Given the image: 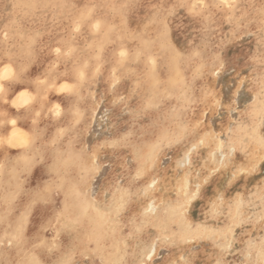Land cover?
Here are the masks:
<instances>
[{
	"label": "rangeland",
	"instance_id": "rangeland-1",
	"mask_svg": "<svg viewBox=\"0 0 264 264\" xmlns=\"http://www.w3.org/2000/svg\"><path fill=\"white\" fill-rule=\"evenodd\" d=\"M40 1H42V0H0V9H1L0 10V67L2 69L4 67L5 63L10 62V64H12L13 67L15 66V68H17L16 69L17 70L16 72H18V73H16L17 77H19L21 74V71H23V75H24V79H25L24 80L25 81L24 82L25 88L28 91H30V89L31 90L35 89L37 92L40 91L41 95H42L41 98L43 99V100L41 99V101L46 104V106L49 110L51 107H53L55 105L54 104L55 102H57L59 104L60 100H62V99H64V100L71 99L72 100V98L75 97L77 112L73 113V117L72 116L70 117V120H68V125L66 126V128H64L62 126L63 122H59L61 116L64 113L65 108L61 109V115H60V117H57L55 115V111H54L55 106H54L53 108H51L50 111L48 110V112H47L48 116L44 117V119L42 118L43 120L42 119L40 120L41 122L38 124L39 126L34 127V129L36 130V131L34 130V132L39 133V135L42 133L41 136L44 134L46 136L47 135L46 129L48 128V126L50 124L56 125L55 127H57L58 129H62V131H64L63 136L65 138V141L70 139L74 143H78L83 148V150H84V160H83L84 170L82 171L81 175L83 176V182L86 184L87 196L85 197V201L89 197L93 201H95L96 203H102L104 201L106 189H107L106 182L108 179H110L109 177L111 176L112 172L114 171V169L118 165V162H119L118 158L120 156V154H117V151H119V150L114 151L110 147H105L104 146L105 142L112 138L115 129H117L118 127L119 128L125 127V124L123 121H124V117H126L128 115V113L126 111H123L120 108L121 97H123L125 100H127V102L129 101L128 102L129 104H132L133 101L140 100L141 95H140L139 91L137 92V88H134V87H136V85H134V82H133L134 80L127 73L130 69L129 67H131V69L133 68L134 65H131V64L135 63L134 60L131 61L132 63H129L131 66L129 64H126V65L123 64L124 65V68H123V65H117V66L122 67V69H123V76L121 78L124 81L123 83L126 86V89L123 91H121L122 86H119V84L117 85V82H115L114 80L111 79V81L108 83V81L105 79L106 78L105 73L108 72V70L112 69L111 67L114 65H101V66L96 67L97 69L96 68L93 69V71L96 70V72L92 73L93 77H91V80L89 81V85L86 86V88L81 89L79 87V84L77 82H75L76 79L74 78V76L71 75V76H69V79H68L69 80V83H68L69 86H67V88H66L67 90L65 89V91H62V93H61V88H62L61 86L62 85L60 86V88L57 86L62 84V79L64 78L65 73L70 68V66L72 68H74L73 66L75 64H77V62H76L77 60H75V59H78V58H75L73 56L71 57V55L70 56L68 55V53H70L71 50H74L76 55H78V56L80 53H81L80 54V56H81L82 53L85 51L83 53V56H85L86 58L92 57V56L94 57V55L97 56V54H98L99 57L103 60V62L105 60H107L106 61L107 63H108V61L111 64L116 63L117 61L118 62L121 61V58H119V57H122V55H120L118 53L119 51L117 52V50L119 49V45L121 43H120V41L113 42L112 40L115 39L116 34L118 32L120 33L121 27L124 28L122 30L125 31V33H123L124 31H122V33H123L122 37H124V39L127 38V36H126L127 32L129 33L130 31H133V32L135 31L134 33L138 37V33L136 32L137 29H138V32L140 35L142 34L144 36L149 37L150 39L148 40V42L145 41V43H144L147 46V44L149 45V42H151L150 40H152V39H153L152 42H154V44H156L159 41L158 40L155 42L154 40H157V39L163 40L164 39L162 34L165 32V30H163V29L166 25V30L168 31L167 36H169V37H167V39H165V40H167L169 43L172 42V44L170 43V45L172 46V49L173 48L178 49V47L180 45H182V43L184 44V45H182L184 49H186V47H187V49H189V47H188L189 43L194 42L196 44V49H199L200 52L203 51L202 54H205V55H203V57L206 58L203 61L204 65L202 67H200L199 65H196L197 62H195L194 65L190 66V70L187 71V73H185L186 75L183 78H181L182 75H180L179 85L177 84V85L173 86V88H175L176 90L178 89V91H175L176 92L174 94L175 97L173 96V94L170 95L173 90L170 88L169 89L167 88V95L169 96V98L170 99L175 98V101H176V103H174L172 105V107L176 108L177 111H183L186 122H188L190 125L191 124H198L199 127H201V128L204 127L205 125H207V131L210 133H215L217 136H219L221 130L223 129L225 135H227L228 125L230 123L229 114L225 113L220 108H217L216 111L213 112L212 108L215 107V105H214V103H209V102L212 100L213 96H216L217 99H223L226 95L231 94V92L234 90V83L238 80L239 75L242 72H244V70L248 64H251L252 68H248L247 73H251L254 70L257 71V67H258L257 65H259L260 62L258 63L256 60H248L246 58V55L248 52H254V50L258 46V43L254 42V41H256L255 40V34L258 31L255 28H250L249 26H245L246 21L244 20L241 13L243 11H246V8H247V11H252V10L254 11L256 9V7L258 6V4L259 5L261 4V2H258L261 0H255L254 3L252 2L253 4L248 2L247 0H232V1L229 0L231 7L225 6L221 2V0H204V3H206L208 5H218V6H214V7L210 6L208 8L201 7L199 0H185V1H187L186 2L187 4L181 2V0H172L171 2H170V0H166V2H168V3L164 2L165 0L164 1L163 0H149L150 6H146V3L144 4V2H147L148 0H134V3L136 4V6L137 5L138 6L135 7L134 10L123 9L122 10L123 12L122 11L117 12V10H115V8L113 6H109V4L107 3L108 0H88V2L86 0H43L44 2L43 1L40 2ZM240 1L242 2V4H239ZM19 2H25L27 4V6H25L26 8L22 11H17V5ZM83 2H87V3L90 2L91 9L93 8L94 14L96 16L94 15V17H93V15H92V17H91L90 16L91 13H89L90 14L88 17L89 19L87 18L86 22H84V24H86V25L83 24L85 27L82 26L81 28H77L75 26V23L73 22V20L71 21V18H72L71 14H73L72 12L76 8V6H81V4ZM156 3H158V4H156ZM161 3H163V4H161ZM176 3L177 4L182 3V4L187 5V6L186 7H177V9L175 8L173 10V6L176 5ZM248 3L251 5V6L249 5L250 9L248 8V5H246ZM33 5H34V8H33ZM161 5H163V6L165 5L166 8L164 7V9H161ZM192 5H196V7L193 8V7H191ZM253 5H256V6H253ZM43 6L44 7L46 6V8H43ZM143 6H145L144 9H143ZM70 7H73V10H70ZM139 7H140V9H138ZM147 7H149V10ZM237 10H238V12H237ZM195 11H198V12H195ZM169 12H171V14H169ZM192 12L194 13V16L193 15L190 16V14H193ZM69 13L71 16H69ZM99 13H102V14H99ZM140 13H142V15ZM187 13L189 15H187ZM17 14H19V15H17ZM136 14H138V15L140 14V15L138 16ZM164 14H167L168 16L164 15ZM123 15H125V17H124L125 20L123 18ZM145 15H147V17ZM256 15H257V17H256ZM51 16H52V18H51ZM133 16H134V18H133ZM152 16H153V18L150 19V17H152ZM155 16H157V17H155ZM158 16H160V17H158ZM97 17H101L105 22L108 21L106 24H109V26H111V27L107 28L105 26L104 27L102 26L101 31H99L100 30L99 27L97 29H95L96 28L95 23H96ZM141 17H143V19H144L143 21H142ZM168 17H170V18L168 19ZM258 17H259V13H256L255 15H252L250 18L256 19ZM38 18H41L44 21L41 19H38ZM90 18H91V20H90ZM57 19H59V20H57ZM149 19H150V22H149ZM167 19H168V21H167ZM37 20H38V22H37ZM39 20H40V22H42L41 23L42 26L38 25V24H40ZM217 21H219V23L223 27L222 28L223 29L222 30V38H220V39L213 36L210 33L211 26L214 24V22H217ZM23 22H25V24ZM51 22H53V23L50 24ZM60 22H62V23H60ZM186 22H189V23H186ZM209 22L212 24L210 25ZM34 23H37V25ZM65 23H67V24H65ZM121 24H124V25H121ZM146 24H148V25H146ZM183 24H185V25H183ZM200 24H201V26L205 25V31H204L205 34L203 32L200 35L201 38H198L197 37V27ZM232 24H234L236 29H231V28H233ZM64 25H65V27H64ZM66 25L68 27H66ZM51 26H52V28H51ZM118 26H119V28H118ZM144 26H145V28H144ZM75 27L78 30L80 29L79 32H77L78 30ZM142 27H143V29H142ZM190 27H192V28H190ZM86 28L88 29L87 31H86ZM105 28H107L108 30H106L104 32ZM169 28H170V30H169ZM175 28H177V29H175ZM242 28H248V30L251 34H245L243 36V38L239 39V40L235 39L234 37L236 35V32L240 31ZM48 29L51 30V33H50V31L46 32V30H48ZM84 29H85V32L83 31ZM125 29H127L128 31ZM43 30H45V31H43ZM63 30H65V31L62 32ZM115 30L116 31L118 30V32H116ZM179 30L182 32H180ZM194 30H196V31H194ZM141 31H143V32L141 33ZM145 31H146V34H144ZM63 33L65 36L64 35L62 36ZM77 33H79V34H77ZM228 33H229V35H228ZM44 34L46 36L48 35V38ZM58 34H60V35H58ZM80 35H83L82 40H81ZM86 35H88L87 39H85ZM43 36H44V38L42 39L41 37H43ZM52 36H54V37H52ZM58 36L60 39L58 38ZM84 36H85V38H84ZM97 36L99 38H97ZM101 36H104V39L106 41L104 46L107 45V47L102 46V48L98 49V48L94 47L93 45L95 42H98L99 39H103V37H101ZM108 36H110V38ZM68 37H70V39ZM76 37L79 40L75 39ZM137 37H135V38H137ZM182 37H184V38H182ZM83 38L85 39V41ZM135 38H132L129 41V46L132 45V46H130V52L134 51L133 54H136L142 50V49L137 50L138 45L142 46V43H141V41H139L138 38L137 39H135ZM39 39H41L42 41L41 40L39 41ZM66 39L68 40V42H66L67 41ZM37 40L40 42L41 45L38 43ZM107 40L111 41V42L108 41V43L111 46L107 43ZM135 41H136V43H135ZM44 43H46V44L43 45ZM115 43H117V44H115ZM251 43H253L254 45ZM52 44H55V45H52ZM29 45H30V49L28 48ZM42 45L46 46V49H48L50 47L48 51L46 50L47 56H49L48 58L52 59V61L56 64V65H50V66L47 65L48 68L51 67L49 69L46 68L45 65H43V59H48V58H47V56H44L41 52L45 49L44 47L42 48ZM47 46H48V48H47ZM114 46L118 47V48L116 49ZM22 47H26L28 51L24 52L23 50H21ZM66 47L68 49H66ZM69 48H70V50H69ZM108 48H110V49H108ZM220 48L223 49V54H226L227 56H229L231 58V60L235 61V64L230 67L229 63L226 61L222 67L217 69V71L219 73L217 75V74L213 73L212 69L216 64V57L218 55H221V53L217 51V49H220ZM56 49H60L61 52L59 51V53H58L56 51ZM111 49H114V50L116 49V51H114V54H113V55H116L115 57L111 54V52H113V50H111ZM158 49H159V47H158ZM64 50L67 51L68 53H65ZM159 50H161V49H159ZM99 51L101 52L100 54H99ZM40 52H41V54H40ZM174 56L175 55L171 51L168 52L167 62L166 61L163 63L159 62V66H158L159 68L158 69L161 72H165L164 74L169 75L171 70L173 69V66L175 67L176 65H178V63L180 61V59H178L176 56L174 59H171ZM40 57H41V59H40ZM24 61H26V62H24ZM146 63L148 64L149 62H146ZM1 64L3 65V67ZM65 64H66V66H65ZM24 65H26V66H24ZM58 65H59V68H57ZM23 66H24V68H23ZM34 66H36L35 67L36 69L34 68ZM126 66H127V69L125 68ZM63 67H64V69H63ZM140 67H142V65ZM147 67H148V65H143V67L141 69L142 72H146V70L148 72L149 67L148 68ZM45 68L48 69V71L45 70ZM72 68H70V69H72ZM100 68H102V69L99 70ZM31 69H32V71L34 69L33 72L36 73L35 75L31 74ZM3 70L4 69H2V71H0V72H3ZM97 70H99V71L97 72ZM126 70H128V71H126ZM38 71H40V72L38 73ZM124 71L126 73H124ZM115 74H117V73H115V70H114L112 72L111 78L116 76ZM193 74L196 75L197 80L198 79L204 80V84L201 83V85L199 87H192L193 85L191 83H186L187 81L185 78L188 76H191V78H193ZM43 77H44V79L51 77L52 82H50L49 84L55 85V86H50V85L48 86V84H43L45 80H40V79H43ZM128 78H129V80H128ZM181 79L184 80V81L182 80V82L184 84L181 83ZM105 82H106V84H105ZM180 84H181V86H180ZM111 85H113V87H111ZM56 87L58 88V90ZM41 88H44V89L42 90ZM45 88H46V90H45ZM55 90H57V91H55ZM116 90H119V92H120L118 94L119 96H117V97L114 96V92ZM138 90H139V88H138ZM47 91H48V93H47ZM51 92L54 94H52ZM131 92H135V93H133V95H132ZM199 92L200 93L204 92L203 94H200V95H203V97L205 99V103H200V104H198V106H196L195 103L189 105V103H191V101H190L191 98ZM55 93H56V95H55ZM130 94L132 95L131 98H129ZM61 95L63 96V98ZM134 95H135V97H134ZM176 95L178 96V99H176ZM14 96L15 95H13V96L10 95L9 99H5V100L9 101V103L7 105H5L2 100H0V102H1L0 105L3 108L2 109L0 107L2 109V110H0V116L2 115V116H5L7 118L12 119V117L17 116V114H19V116H21L20 118L23 117L22 119H24V116L28 117L29 112H30L28 110V108H22L21 110H17V111L14 110V107L12 106V102H11V99H13V98L15 99ZM59 97H60V99H59ZM57 99H59V100H57ZM49 105H51V106L49 107ZM43 108H45V107H43ZM52 109H54V110H52ZM19 112H21V113H19ZM24 113H25V115H24ZM117 116H119V121L116 118ZM30 118L28 117V120H27L29 123L32 120V118H31V120H30ZM236 119H237L236 114H231V120L235 121ZM44 120H46V121H44ZM52 120H54V123ZM57 121L59 123H57ZM42 125H43V128H42ZM77 129H79V130L76 131ZM210 139L212 142L210 147L209 146L204 147L202 145H199L198 140L195 137L191 140V143L188 145H185L184 148L178 149L176 145H174L172 147H165L164 149L162 148L155 155L154 160L149 159V161L151 163H153L152 164L153 170L155 169L157 171H162L163 169H165L166 166L176 164V162L182 161L183 159L185 160L186 157H188V158H186V160H188L187 162H189L190 158L193 157V159H194L193 154L197 150H201L203 153H205V151H206V155L211 161L209 174H210L211 178H213L215 175H218L220 177V180H219L220 182L218 184L214 185L213 183L212 184L205 183L203 181L204 178L200 176L201 171H200L199 167H196L193 171L190 170L191 165L195 164L196 161L192 162L191 165L188 164L185 167V170L182 172V174L188 177L189 184L191 187H193L197 183L204 185L205 189H203V191H201V192H203V194L205 195V201H207L208 196L210 195L209 198L211 197L212 201H214L215 203L220 204V205H225L223 200H220V201L217 200V195L219 194L220 196L224 197L225 200L228 199V196H226V197L224 196V192H226L225 191V182H226V178L228 177V168L225 167V165L228 164V159L226 158L227 157V149H226V147L224 149L225 158L220 157L219 152H221V147H220L219 142L214 139L213 135L208 134V140H210ZM221 140H223V137H221ZM151 144L152 143H150V145L148 147V149H149L148 153H150V151H151ZM0 147H1V145H0ZM120 153H122V155L125 156L126 163L128 162L127 165L132 166L134 164L135 159H134V157H131V152H120ZM89 157L92 160L91 165L88 163ZM215 157H216V159H215ZM217 158L220 160H217ZM4 159L5 158H3V160ZM197 159H199V157ZM146 160H147V158H146ZM131 174L135 175V173H131ZM197 175H198V177H197ZM258 175H259V173H256L251 177L241 175V176H238L236 178V180L232 181L231 184L227 185V189H230L229 191L232 192L233 197L244 198L245 195L247 194V199L255 201V203H253L251 206H247V201H245L246 207L244 209V211H246V213H247V216L245 217V219L247 217H251L252 221L255 222V223H253V228L256 230L250 233L251 237H253V238L259 237L262 235V233L258 230L259 214L261 211V209L259 207L260 198H259L258 194L253 195V193L257 192L255 183H253V181L255 180V177ZM112 181H113V183L115 182L117 185H120L123 183V179H122L121 175H119V174L116 175L115 177L113 176ZM5 183L6 182H4V185H2V188L0 187V215L2 214L1 212L4 211L5 209L9 208L10 204L12 203V199L10 197H8V191L11 187L10 186L11 184H10V182H9V185H8V183H6V185H8V187H7L5 185ZM16 183H19V181H17ZM137 183H139V182H137ZM160 188H161L160 189L161 192L158 195L161 196L160 197L161 200L158 197L157 198L154 197V195H153V200L148 202V205L150 204L152 210L153 209L157 210V205H160L159 203L162 200L166 201V199L168 198L167 194H169V192H168L169 188L168 187L164 188L162 186H160ZM194 190H192L190 193H188V194L195 193V199L191 200L190 204L188 205L187 212H186L187 214H189L188 211H190V213L193 215V222L191 224L187 223L186 221H185V223L184 222L182 223V221L177 222V224L175 226V231L178 233L174 237V239L176 240V243L173 245V251L175 253L174 257L181 264H185L186 261L192 260L194 258V256L197 254V255H199V258H197L193 262V264H200L204 260L209 261V264H215V260L219 258L221 250L224 249L228 243H231L232 249L229 250L227 255L224 256V260H226L228 262V264H241V262L245 259V257L243 255H241V249L244 247V244L241 243V238L243 237L245 240H247L249 238V236L245 235L244 232L240 231L239 225L237 227L232 228V231L230 233L227 232L226 229H227L228 225L232 222L230 217L227 216L226 218H223L221 216L222 218H219L217 220L214 219L211 215L208 214V212L204 211L205 206L203 207L201 204V202H202L201 200H203V194L200 191L197 192ZM93 193H95V196H93ZM249 194H252V195H249ZM186 196L184 197V202H185ZM10 201H11V203H10ZM153 201L155 203H153V205H151V202H153ZM77 203H79V201H77ZM194 206H195V208H194ZM223 208H225V207H223ZM18 211L20 214H23L22 209H19ZM207 211H209V210H207ZM155 213H157V211ZM233 215H235V214H233ZM199 220H200V223L205 224V222H206V225L208 226L207 233H209L212 236L211 239L209 237L203 236L200 233V230H197ZM225 220H227V221H225ZM179 224H181V225H179ZM189 224H190L191 228L188 231L186 226H189ZM15 227H16V225H15ZM177 229H179V230H177ZM214 230L215 231L219 230L217 235H215L213 233ZM190 233H191V235H190ZM186 234H188V235H186ZM44 235H45L44 236L45 239L50 240V241L52 240L51 231L44 233ZM180 236H183L185 239L181 240ZM0 240L3 243L6 240H9L7 237V232L6 231L3 232L1 227H0ZM125 243H127L126 238H125V233L120 231V242L116 246V249L118 248V246H120L122 248V246ZM3 247L4 248L1 247L2 249L0 248L1 252H2V250L5 249V247H8V246H6V244L4 243ZM12 247H14V245ZM180 257H183V259L181 260ZM254 258H255V256H253V259ZM108 259L115 260V259H117V256L112 257V258H110L108 256ZM201 264H203V263H201Z\"/></svg>",
	"mask_w": 264,
	"mask_h": 264
},
{
	"label": "snow or ice",
	"instance_id": "snow-or-ice-1",
	"mask_svg": "<svg viewBox=\"0 0 264 264\" xmlns=\"http://www.w3.org/2000/svg\"><path fill=\"white\" fill-rule=\"evenodd\" d=\"M221 2L231 7L229 0ZM199 3L203 8L218 6L208 5L204 0H199ZM186 6L176 4L173 10ZM120 7L134 10L136 4L134 0H125ZM191 7L195 8L196 5ZM251 27H255L259 32L258 44L264 50V0H261L258 24L252 22ZM245 34H251L248 28L237 31L234 38L242 39ZM56 51L59 53L60 50ZM217 51L221 55L216 57L212 71L218 75L217 69L226 61L230 67L235 61L223 54L222 48ZM184 52H188L190 59L199 62L201 53L195 48L172 49V53L181 59ZM248 68H252V65L248 64L239 75L231 94L223 99L213 96L209 102L215 105L212 108L213 112L220 108L229 114L227 135L223 129L217 136L207 131V125L202 128L198 124L190 125L186 122L183 111H177L172 107L176 101L167 95L166 84L149 81L144 86L149 94L142 99L129 104L121 97L120 108L128 113L123 121L125 127L119 128L104 146L114 151L119 150L117 154L133 152L137 144L143 143L141 137H144L152 141L149 159L154 160L162 148L173 145L178 149L184 148L193 135L196 136L198 144L203 145L204 140L199 139L200 135H213L220 144L222 158H225V147L227 149L228 164L225 167L228 168V177L225 191L228 199L217 195L218 201H224L225 213L232 221L226 231L230 233L232 228L239 225L240 231L249 236L247 240L241 238V243L244 244L241 255L245 257L241 264H264V55L260 57L259 71L247 73ZM80 79H84L83 72L80 73ZM193 79H196L195 74ZM23 83V71L17 77L10 62L5 63L3 72H0V94H5L14 84ZM66 88L67 85L62 86L61 91ZM28 95L27 91L19 93V96ZM0 100L5 105L9 103L2 95ZM33 100L35 107H39L37 97H33ZM12 106H17L15 101L12 102ZM231 114H236L235 121L231 120ZM35 115L39 116L40 112H36ZM55 115L57 117L61 115L59 104L55 106ZM116 118L119 120V116ZM10 123L15 129L17 121L12 119ZM15 136V131L9 135L8 129L5 128L4 134L0 135V145L23 148L25 151L18 157L20 175L27 178L29 173L35 171L39 175V182L33 180L31 184L25 185L21 199L16 201L17 205L24 209V213L16 221L14 234L4 242L8 246L6 250L12 252L13 259L2 264H176L173 259L175 255L173 245L176 243L174 237L177 235L175 226L178 221L186 218L188 205L195 199V193L188 194L184 203L161 201L157 206L159 215L153 218L149 215L153 210L148 206V202L153 200L155 182L149 184L147 179L141 180L146 167L133 165L135 175L129 173L123 184L117 185L114 182L112 185V188L124 194L116 198L110 190L105 194L102 203H96L90 197L86 202V184L81 175L84 170V150L78 143L70 139L65 141L59 134L42 139L39 133H35L25 134L23 141L17 145L13 143ZM88 163L92 164L90 157ZM199 163L197 159V166ZM256 173L259 175L255 177L253 183L257 192L253 195L258 194L260 198L258 230L262 235L253 238L250 233L256 230L253 228L255 222L251 217L245 219L247 213L244 209L245 201L247 206H251L255 201L247 199V194L244 198L233 197L227 185L238 176L251 177ZM196 191L198 192L199 188ZM108 196L113 198L108 200ZM13 199L15 200V197ZM113 227L124 232L127 241L115 260L108 259L107 253L108 236ZM197 230L207 232L206 222L204 228L198 227ZM49 231L52 233V240L45 241L42 236ZM180 239L183 240L184 237L180 236ZM231 249L232 244L228 243L221 250L215 264H228L224 256ZM185 264L192 262L186 261Z\"/></svg>",
	"mask_w": 264,
	"mask_h": 264
},
{
	"label": "bare ground",
	"instance_id": "bare-ground-1",
	"mask_svg": "<svg viewBox=\"0 0 264 264\" xmlns=\"http://www.w3.org/2000/svg\"><path fill=\"white\" fill-rule=\"evenodd\" d=\"M43 1V0H42ZM42 1H40V2H42ZM87 2H88V0H86ZM149 1V0H148ZM144 2V4L146 3V6H150V1L149 2ZM164 1V0H163ZM172 0H170V2H171ZM232 1V0H231ZM248 2H250V3H254V1L255 0H247ZM44 2V1H43ZM79 2V1H78ZM87 2H83L82 4H81V6H76V8L74 9V11L72 12L73 14H71L72 15V18H71V21L73 20V22L75 23V26L77 27V28H81L82 26L83 27H85L84 25H86V24H84V22H86V20H87V18L89 17V13H91V17H92V15H93V17H94V11H93V8L91 9V4H90V2L89 3H87ZM106 2V1H105ZM140 2V1H139ZM154 2V1H153ZM159 2V1H158ZM164 2H166V0L164 1ZM163 2V3H164ZM174 2V1H173ZM181 2H183V3H185V4H187L186 2L187 1H185V0H181ZM258 2H261V1H258ZM81 3V2H80ZM79 3V4H80ZM108 4H109V6H113L114 8H115V10H117V12L118 11H122L123 10V8H121L120 7V5L121 4H123V3H125V0H108V2H107ZM141 3V2H140ZM152 3V2H151ZM163 3H161V4H163ZM166 3H168V2H166ZM252 3V4H253ZM45 4V3H44ZM78 4V3H77ZM76 4V5H77ZM156 4H158V3H156ZM171 4V3H170ZM177 4V3H176ZM182 4V3H181ZM233 4V3H232ZM239 4H242V2L240 1L239 2ZM258 4V3H257ZM256 4V5H257ZM167 5V4H166ZM246 5H248V8L251 6L249 3L248 4H246ZM250 5V6H249ZM256 5H253V6H256ZM25 6H27V4L25 3V2H19L18 3V5H17V11H22V10H24L26 7ZM47 6V5H46ZM46 6L44 7L43 6V8H46ZM138 6V5H137ZM136 6V7H137ZM140 6V5H139ZM238 6V5H237ZM74 7V6H73ZM73 7H70V10H73ZM155 7V6H154ZM158 7V6H157ZM164 7L166 8V6L164 5L163 7H161V9H164ZM247 7V6H246ZM33 8H34V5H33ZM72 8V9H71ZM145 8V6H143V9ZM148 8V10H149V7H147ZM172 8V7H171ZM213 8V7H212ZM245 8V7H244ZM253 8V7H252ZM38 9V8H37ZM138 9H140V7L138 8ZM152 9V8H151ZM150 9V10H151ZM157 9V8H156ZM169 9V8H168ZM177 9V8H176ZM238 9V8H237ZM250 9V8H249ZM1 10V9H0ZM114 10V11H115ZM190 10V9H189ZM51 11V10H50ZM126 11V10H125ZM128 11V10H127ZM139 11V10H138ZM137 11V12H138ZM147 11V10H146ZM158 11V10H157ZM162 11V10H161ZM167 11V10H166ZM188 11V10H187ZM116 12V13H117ZM123 12V11H122ZM153 12V11H152ZM151 12V13H152ZM195 12H198V11H195ZM237 12H238V10H237ZM260 12V5L258 4V6L256 7V9L253 11H247V8H246V11H243L242 13H241V15L243 16V18H244V20L246 21V25L245 26H249L250 28H255V27H251V23L252 22H256L257 24H258V21H259V17L258 18H253V19H251L250 17L252 16V15H255L256 13H259ZM136 13V12H135ZM139 13V12H138ZM149 13V12H148ZM193 13V12H192ZM40 14V13H39ZM43 14V13H42ZM52 14V13H51ZM99 14H102V13H99ZM141 15H142V13H140ZM139 14V15H140ZM236 14V13H235ZM17 15H19V14H17ZM41 15V14H40ZM70 15V13H69V16H71ZM136 15H138V14H136ZM138 15V16H139ZM164 15H167V14H164ZM187 15H189L188 13H187ZM191 15H193L194 16V13L193 14H190V16ZM23 16V15H22ZM38 16V15H37ZM53 16V15H52ZM52 16H51V18H52ZM96 16V15H95ZM146 17H147V15H145ZM162 16V15H161ZM168 16V15H167ZM39 17V16H38ZM58 17V16H57ZM125 17V15H123V18ZM145 17V18H146ZM155 17H157V16H155ZM158 17H160V16H158ZM164 17V16H163ZM200 17V16H199ZM256 17H257V15H256ZM25 18V17H24ZM50 18V17H49ZM59 18V17H58ZM119 18V17H118ZM121 18V17H120ZM133 18H134V16H133ZM151 18H153V16L152 17H150V19ZM170 17H168V19H169ZM197 18V17H196ZM250 18V19H249ZM23 19V18H22ZM21 19V20H22ZM38 19H41V18H38ZM89 19V18H88ZM122 19V18H121ZM136 19V18H135ZM141 19H142V21L144 20L143 19V17H141ZM150 19H149V22H150ZM155 19V18H154ZM153 19V20H154ZM165 19V18H164ZM168 19H167V21H168ZM175 19V18H174ZM194 19V18H193ZM198 19V18H197ZM201 19V18H200ZM20 20V21H21ZM41 20H43V19H41ZM52 20V19H51ZM57 20H59V19H57ZM90 20H91V18H90ZM94 20V19H93ZM120 20V19H119ZM124 20H125V18H124ZM166 20V19H165ZM173 20V19H172ZM26 21V20H25ZM33 21V20H32ZM44 21V20H43ZM54 21V20H53ZM136 21V20H135ZM193 21V20H192ZM191 21V22H192ZM34 22V21H33ZM36 22V21H35ZM37 22H38V20H37ZM108 22V21H107ZM107 22H105L101 17H97L96 18V28L95 29H97L98 27L100 28V30L99 31H101V27L103 26H105V27H107V28H109V27H111V26H109V24H106ZM146 22V21H145ZM156 22V21H155ZM181 22V21H180ZM195 22V21H194ZM198 22V21H197ZM24 24H25V22H23ZM39 23L40 24H38V25H40V26H42L41 25V23L42 22H40V20H39ZM53 22H51L50 24H52ZM55 23V22H54ZM60 23H62V22H60ZM125 23V22H124ZM133 23V22H132ZM186 23H189V22H186ZM210 23V22H209ZM233 23V22H232ZM34 24H36L37 25V23H34ZM56 24V23H55ZM59 24V23H58ZM65 24H67V23H65ZM84 24V25H83ZM176 24V23H175ZM181 24V23H180ZM194 24V23H193ZM204 24V23H203ZM212 23H210V25H211ZM57 25V24H56ZM97 25H98V27H97ZM117 25V24H116ZM121 25H124V24H121ZM126 25V24H125ZM146 25H148V24H146ZM183 25H185V24H183ZM196 25V24H195ZM209 25V24H208ZM224 25V24H223ZM94 26V25H93ZM143 26V25H142ZM178 26V25H177ZM26 27V26H25ZM55 27V26H54ZM64 27H65V25H64ZM66 27H68L67 25H66ZM75 27V28H76ZM164 27V26H163ZM168 27V26H167ZM181 27V26H180ZM210 27V26H209ZM232 27L233 28H231V29H236V27L234 26V24H232ZM35 28V27H34ZM33 28V29H34ZM51 28H52V26H51ZM62 28V27H61ZM74 28V29H75ZM76 28V29H77ZM107 28H105L104 29V32L106 31V30H108ZM118 28H119V26H118ZM117 28V29H118ZM144 28H145V26H144ZM171 28V27H170ZM170 28H169V30H170ZM178 28V27H177ZM177 28H175V29H177ZM186 28V27H185ZM190 28H192V27H190ZM223 27L221 26V24L219 23V21H217V22H214V24L211 26V31H210V33L213 35V36H215V37H217V38H222V29ZM238 28V27H237ZM44 29V28H43ZM59 29V28H58ZM57 29V30H58ZM66 29V28H65ZM122 29H124V28H120V33L118 32V30L116 31V32H118L117 34H116V37H115V39H113L112 41L113 42H117V41H120V45H119V49L117 50V52L121 55L122 53H123V55H122V57H119V58H121V61H117L116 63H109V61H108V63L106 62L107 60H105L104 62H103V60L99 57V55L97 54V56H95L94 55V57L92 56V57H88V58H86L85 56H83V53L85 52H83L82 53V55L80 56V54H79V56L78 55H76V53H75V51L74 50H71V52L70 53H68L67 51H65V53H68V55L70 56L71 55V57L73 56V57H75V58H78V59H75V60H77L76 62H77V64H73L72 66L74 67V68H72L71 66H70V68H72V69H68L67 71H66V73H65V76H64V78L62 79V84H60L59 86H57V87H59L60 88V86L62 85V86H64V85H67V86H69V76H71V75H73L74 76V78L76 79H74L75 80V82H77L78 84H79V87L81 88V89H84V88H86V86H88L89 85V81L91 80V77H93V74L92 73H94V72H96V70H94L93 71V69L94 68H96V67H98V66H101V65H114V66H112L111 68L112 69H110V70H108V72H106L105 73V76H106V80L108 81V83L111 81V79L112 80H114L115 82H117V85L119 84V86H122V88H121V91H123V90H125L126 89V86H125V84L123 83L124 81L122 80V76H123V69H122V67H120V66H117V65H123V64H129V63H132L131 61L132 60H134L135 61V63L134 64H131V65H134L133 66V68L131 69V67H129L130 69H129V71L128 70H126V71H128L127 73H128V75L134 80L133 82H134V85H136V87H134V88H137V92L139 91L140 92V95H141V99L143 98V97H145V96H147L148 94H149V92L147 91V89H145V84L147 83V82H149V81H151V82H153V83H156V84H161V83H163V84H166V86H167V88L169 89H172L173 91L171 92V94L170 95H172L173 94V96L175 97V91H178V89L176 90L175 88H173V86H175V85H179V83H180V79H179V77H180V75H182V77L181 78H183L186 74L185 73H187V71H189L190 70V66L191 65H194L195 64V62H196V60L195 59H190L189 58V56H188V52H184L183 53V59H181L180 57H177L178 59H180V61H179V63H178V65H176L175 67L173 66V69L171 70V72H170V74L169 75H166V74H164L165 72H161L158 68V66H159V62H161V63H163V62H167V59H168V57H167V54H168V52H172V46L170 45V43L172 44V42H168L167 40H165V39H167V37H169V36H167L166 38H165V32L162 34L163 35V40L161 39H157V40H154L155 42L156 41H158L156 44H154V42H152L153 41V39L152 40H150L151 42H149V45L147 44V46L144 44L145 43V41H147L148 42V40L150 39L149 37H147V36H144V35H140L139 34V32H138V29H137V33H138V37L136 36V34L133 32V31H130L129 33L127 32V38H125L124 39V37H122V34L123 33H125V31L124 30H122ZM142 29H143V27H142ZM256 29V28H255ZM80 30V29H79ZM79 30L77 31V32H79ZM88 29L86 28V31H87ZM125 30H127V29H125ZM163 30H165V27H164V29ZM191 30V29H190ZM226 30V29H225ZM229 30V29H228ZM227 30V31H228ZM43 31H45V30H43ZM47 31H50V33H51V30L50 29H48V30H46V32ZM65 30H63L62 32H64ZM84 32H85V29L83 30ZM122 31H124L123 33H122ZM128 31V30H127ZM180 31V30H179ZM194 31H196V30H194ZM205 31V25H202L201 26V24L197 27V37L198 38H201L200 37V35L203 33ZM61 32V33H62ZM108 32V31H107ZM143 31H141V33H142ZM166 32H168L167 30H166ZM172 32V31H171ZM180 32H182V31H180ZM226 32V31H225ZM45 33V32H44ZM88 33V32H87ZM193 33V32H192ZM48 34V33H47ZM77 34H79V33H77ZM84 34V33H83ZM144 34H146V31L144 32ZM204 34H205V32H204ZM32 35V34H31ZM30 35V36H31ZM41 35V34H40ZM45 35V34H44ZM58 35H60V34H58ZM64 35V33L62 34V36ZM156 35V34H155ZM158 35V34H157ZM172 35V34H171ZM182 35V34H181ZM226 35V34H225ZM228 35H229V33H228ZM42 36V35H41ZM46 36V35H45ZM65 36V35H64ZM81 36V40H82V37H83V35H80ZM88 35H86V38H85V36H84V38L85 39H87L88 37H87ZM113 36V35H112ZM111 36V37H112ZM203 36V35H202ZM28 37V36H27ZM47 38H48V35L46 36ZM52 37H54V36H52ZM101 37H103V39H99L98 40V42H95L94 43V47H96V48H98V49H100V48H102V46H104V44L106 43V41H105V39H104V36H101ZM109 38H110V36H108ZM114 37V36H113ZM135 37H137L138 39H139V41H141V43H142V46L140 45H138V49L137 50H139V49H142L141 51H139L138 53H136V54H133L134 53V51L133 52H130V46H132V45H130L129 46V41H130V39H132V38H135ZM226 37V36H225ZM29 38V37H28ZM42 39L44 38V36L43 37H41ZM58 38H59V36H58ZM69 39H70V37H68ZM83 38V39H84ZM97 38H99L98 36H97ZM108 38V39H109ZM137 38H135V39H137ZM153 38V37H152ZM182 38H184V37H182ZM204 38V37H203ZM60 39V38H59ZM75 39H78L77 37L75 38ZM85 39H84V41H85ZM107 39V38H106ZM194 39V38H193ZM259 39H260V35H259V32H257L256 34H255V40L256 41H254V42H256V43H258V41H259ZM41 39H39V41H40ZM67 40V39H66ZM79 40V39H78ZM77 40V41H78ZM96 40V39H95ZM187 40V39H186ZM38 41V40H37ZM36 41V42H37ZM38 41V43L40 44V42ZM42 41V40H41ZM44 41V40H43ZM108 41H110V40H107V43H108ZM31 42V41H30ZM66 42H68V40L66 41ZM79 42V41H78ZM111 42V41H110ZM197 42V41H196ZM77 43V42H76ZM135 43H136V41H135ZM30 44V43H29ZM46 43H44L43 45H45ZM109 44V43H108ZM115 44H117V43H115ZM139 44V43H138ZM158 44V45H157ZM251 44H253V43H251ZM41 45V44H40ZM39 45V46H40ZM42 45V48L44 47L45 49V51L43 50V51H41L42 52V54L44 55V56H47V51L49 50V48H48V46H47V48L48 49H46V46H43ZM49 45V44H48ZM52 45H55V44H52ZM58 45V44H57ZM80 45V44H79ZM78 45V46H79ZM110 45V44H109ZM108 45V46H109ZM114 45V44H113ZM182 45H184L183 43H182ZM182 45H180L179 47H178V49H184L183 48V46ZM254 45V44H253ZM38 46V47H39ZM50 46V45H49ZM92 46V47H93ZM106 47H107V45H105ZM104 46V47H105ZM111 46V45H110ZM135 46V45H134ZM182 46V47H181ZM115 47V46H114ZM113 47V48H114ZM136 47V46H135ZM158 47H159V49H161V50H159L158 49ZM162 47V48H161ZM189 49H196V44L194 43V42H190L189 43ZM29 48V47H28ZM57 48V47H56ZM60 48V47H59ZM74 48V47H73ZM116 49L118 48V47H115ZM253 48V47H252ZM251 48V49H252ZM255 48V47H254ZM66 49H68L67 47H66ZM108 49H110V48H108ZM116 49L114 50V49H111V50H113V52H111V54L113 55L114 54V51H116ZM136 49V48H135ZM186 49H187V47H186ZM21 50H23L24 52L25 51H28L27 50V48L26 47H22L21 48ZM47 50V51H46ZM60 50V49H59ZM69 50H70V48H69ZM95 50V49H94ZM93 50V51H94ZM104 50V49H103ZM196 50H198L199 51V49H196ZM52 51V50H51ZM91 51V50H90ZM101 51V50H100ZM99 51V54L101 53ZM132 51V50H131ZM41 52H40V54H41ZM61 52V51H60ZM77 52V51H76ZM203 52V51H202ZM202 52H200L201 54H200V57H199V62L196 64V65H199L200 67H202L203 65H204V63H203V61L206 59V58H204L203 57V55H205V54H202ZM105 53V52H104ZM103 53V54H104ZM117 54V53H116ZM39 55V54H38ZM262 55H264V50H262V47H261V45H259L258 44V46L256 47V49L254 50V52H248L247 53V55H246V58L248 59V60H256L258 63L260 62V57L262 56ZM83 56V57H82ZM114 57L116 56V55H113ZM49 56H47V58H48ZM68 57V56H67ZM81 57V58H80ZM104 57V56H103ZM39 58V57H38ZM43 58V57H42ZM175 58V56L174 57H172L171 59H174ZM40 59H41V57H40ZM62 59V58H61ZM65 59V58H64ZM73 59V58H72ZM92 59V60H91ZM113 59V58H112ZM7 60V59H6ZM73 61V60H72ZM88 61V62H87ZM24 62H26V61H24ZM75 62V61H74ZM111 62V61H110ZM146 62H149L148 64L146 63ZM15 63V62H14ZM60 64V63H59ZM2 65V64H1ZM5 65V64H4ZM27 65V64H26ZM26 65H24V66H26ZM29 65V64H28ZM43 65H45L46 66V68H48L47 67V65H56L53 61H52V59H43ZM71 65V64H70ZM130 65V64H129ZM130 65V66H131ZM142 65V67H143V65H148V67H149V70H148V72H147V70H146V72H142V67H140ZM10 66L12 67V69L15 71V73H18V72H16L17 70V68H15V66L13 67L12 66V64H10ZM24 66H23V68H24ZM65 66H66V64H65ZM258 67H257V71H259V69H260V64L259 65H257ZM2 67H3V65H2ZM36 66H34V68H35ZM147 67V68H148ZM45 68V70H47L48 71V69L49 68H51V67H49L48 69H46ZM57 68H59V65L57 66ZM104 68V67H103ZM123 68H124V65H123ZM126 69H127V66L125 67ZM2 69H4V67L2 68ZM2 69H1V67H0V71H2ZM36 69V68H35ZM63 69H64V67H63ZM97 69V68H96ZM102 68H100L99 70H101ZM20 70V69H19ZM56 70V69H55ZM99 70H97V72L99 71ZM115 70V73H117V74H115L116 76H114V77H112L111 78V76H112V72ZM125 70V69H124ZM33 71H34V69H33ZM32 71V69H31V74H36V73H34ZM40 71H38V73H39ZM81 72H83L84 73V79L83 80H81L80 79V73ZM42 73V72H41ZM124 73H126L125 71H124ZM31 76V75H30ZM47 76V75H46ZM45 76V77H46ZM57 76V75H56ZM63 77V76H62ZM55 78V77H54ZM39 79V78H38ZM52 78L50 77V78H47V79H44V77H43V79H40V80H45L44 81V83L43 84H48V86L50 85L49 83L50 82H52V80H51ZM186 79V83H191L193 86L192 87H199L200 85H201V83L202 84H204V80H202V79H193V78H191V76H188V77H186L185 78ZM25 80V79H24ZM128 80H129V78H128ZM182 80L183 79H181V83H183L182 82ZM56 81V80H55ZM60 81V80H59ZM73 81V80H72ZM126 81V80H125ZM184 81V80H183ZM25 82V81H24ZM58 82V81H57ZM71 82V81H70ZM40 83V82H39ZM56 83V82H55ZM129 83V82H128ZM105 84H106V82H105ZM113 84V83H112ZM184 84V83H183ZM114 85V84H113ZM113 85H111V87H113ZM131 85V84H130ZM50 86H55V85H50ZM61 86V87H62ZM116 86V85H115ZM133 86V85H132ZM131 86V87H132ZM180 86H181V84H180ZM27 87V86H26ZM30 87V86H29ZM56 87V88H57ZM110 87V88H111ZM37 88V87H36ZM55 88V89H56ZM115 88V87H114ZM138 88H139V90H138ZM38 89V88H37ZM42 90L44 89V88H41ZM54 89V88H53ZM52 89V90H53ZM132 89V88H131ZM45 90H46V88H45ZM57 90H58V88H57ZM57 90H55V91H57ZM67 90V89H66ZM114 90V89H113ZM136 90V89H135ZM22 91H27L28 93H29V95L28 96H19V93L20 92H22ZM49 91V90H48ZM48 91H47V93H48ZM65 91V90H64ZM134 91V90H133ZM45 92V91H44ZM52 93V92H51ZM57 93V92H56ZM56 93H55V95H56ZM61 93H62V91H61ZM120 92H119V90H116L115 92H114V96H119L118 94H119ZM132 93V95H133V93H135V92H131ZM204 92H199V93H197L196 95H194L192 98H191V103H189V105H191V104H196V106H198V104H200V103H205V99H204V97H203V95H200V94H203ZM37 94H39V96H37ZM52 94H54V93H52ZM138 94V93H137ZM2 96H3V99H9V96L10 95H15L14 97H15V99L13 98V99H11V102H13V101H15V103H16V107H14V110H21L22 108H28V110L30 111L29 112V115H28V117L30 118H32V120H31V118H30V123L27 121L28 120V117H26V116H24V119H22V118H20L21 116H19V114H17V116H14V117H12V119H15L16 121H17V123H16V126H15V129H13L12 128V125H11V123H10V121L12 120V119H10V118H7V117H5V116H0V135H3L4 134V129L5 128H7L8 129V134L10 135L11 134V132L12 131H15L16 132V136L13 138V143H15V144H17V145H19L22 141H23V139L25 138V134H28V135H33V134H35L36 132H34V127L36 126V127H38L39 125V123L41 122L40 120L43 118L44 119V117H46V116H48L47 115V112H48V108H47V106H46V104L45 103H43L42 101H41V92L40 91H36L35 89H30V91H28L26 88H25V83H23V85L22 84H15V85H13V87L11 88V89H7V91H6V93L5 94H1ZM131 95V96H132ZM62 96V95H61ZM84 96V95H83ZM138 96V95H137ZM33 97H37V99H38V101H39V107H35V101L33 100ZM134 97H135V95H134ZM47 98V97H46ZM51 98V97H50ZM58 98V97H57ZM62 98H63V96H62ZM61 98V99H62ZM133 98V97H132ZM59 99H60V97H59ZM59 99H57V100H59ZM176 99H178V96L176 95ZM43 100V99H42ZM129 100V99H128ZM131 100V99H130ZM55 102V101H54ZM74 104H73V103ZM129 102V101H128ZM1 103V102H0ZM55 104V105H54ZM53 105L54 106H56V104H58L57 102H55ZM23 105V106H22ZM52 105V104H51ZM51 105H49V107L51 106ZM59 105H60V111H61V109L62 108H65L64 109V113H63V115L61 116V118H60V120H59V122H63L62 123V126L64 127V128H66V126L68 125V120H70V117L72 116L73 117V113H76L77 112V107H76V103H75V97H73L72 98V100L71 99H69V100H64V99H62V100H60V103H59ZM80 105V104H79ZM53 106V107H54ZM0 107H1V105H0ZM10 107V106H9ZM8 107V108H9ZM43 107H45V108H43ZM53 107H51V108H53ZM79 107V106H78ZM2 108V107H1ZM0 108V110H2ZM11 108V107H10ZM13 108V107H12ZM51 108H50V110H51ZM55 109V108H54ZM54 109H52V110H54ZM199 109V108H198ZM49 110V111H50ZM200 110V109H199ZM15 111V112H16ZM55 111V110H54ZM53 111V112H54ZM24 112V111H23ZM36 112H40V115L39 116H36L35 115V113ZM10 113V112H9ZM18 113V112H17ZM19 113H21V112H19ZM26 113V112H25ZM25 113H24V115H25ZM50 114V113H49ZM84 114V113H83ZM23 115V114H22ZM13 116V115H12ZM83 116V115H82ZM26 117V118H25ZM54 117V116H53ZM60 117V116H59ZM42 119V120H43ZM46 119V118H45ZM44 121H46V120H44ZM53 121V123H54V120H52ZM51 121V122H52ZM119 121V120H118ZM58 121H57V123H59ZM46 124V123H45ZM44 124V125H45ZM77 124V123H76ZM115 124V123H114ZM56 125H52V124H50L49 126H48V128L46 129L47 130V135L45 136V134L44 135H42L41 136V134H40V137L43 139V138H51V137H55V136H57L58 134L60 135V138L61 139H63V140H65V138H64V136H63V133H64V131H62V129H58L57 127H55ZM55 127V128H54ZM42 128H43V125H42ZM63 128V129H64ZM37 129V128H36ZM119 129V127L117 128V129H115L114 130V134H113V136H112V138L114 137V135H115V133H116V131ZM42 130V129H41ZM40 130V131H41ZM79 129H77L76 131H78ZM36 131V130H35ZM39 131V130H38ZM45 131V130H44ZM196 136L195 135H193L192 136V138H191V140L193 139V138H195ZM199 139H203L204 140V144L202 145V146H204V147H206V146H211V144H212V142H211V139L210 140H208V135H205V134H201L200 135V137H199ZM141 140L143 141V143H139V144H137V146H136V148L133 150V152H131V157H134V159H135V162H134V164L133 165H139V166H141V167H146V171H144V174H143V176L141 177V180H144V179H147L148 180V183L149 184H152L153 183V181L155 182V186H154V197H158L159 199H160V197L161 196H159L158 194L161 192L160 191V186H162V187H164V188H166V187H168L169 188V190H168V192H169V194H167L168 195V198L166 199V201H170V202H173V203H183L184 202V197L188 194V193H190L192 190H194V191H196V188H198L199 187V191L201 192V191H203V189H205L204 188V185L203 184H200V183H197V184H195L193 187H191L190 186V184H189V179H188V177L187 176H185V175H183L182 174V172L185 170V167L189 164V165H191V163L192 162H194V161H196L197 160V158L199 157V166H197V164L195 163V164H193V165H191V167H190V170L191 171H193L196 167H199V169H200V171H201V174H200V176L201 177H203L204 178V182L205 183H207V184H214V185H216V184H218L220 181V177L218 176V175H215L213 178H211V176H210V174H209V169H210V163H211V161H210V159L207 157V155H206V151H205V153H203L201 150H197L196 152H194V154H193V156H194V159H193V157L192 158H190V160H189V162H187L188 160H186V158H188V157H186L185 158V160L183 159L182 161H178V162H176V164H172V165H168V166H166L165 167V169H163L162 171H157V170H153V166H152V164L153 163H151L150 161H149V153H148V147H149V145H150V143H152V141H151V139H146V138H144V137H141ZM186 140H187V138H186ZM191 140L190 141H188L187 142V144L186 145H188V144H190L191 143ZM174 146V145H173ZM237 147L239 146V145H236ZM164 149V148H163ZM25 150L23 149V148H20V147H10V146H8V145H1V147H0V187L2 188V185H4V182H6V183H8V185H9V182H10V189H9V191H8V197H10L11 199H12V203H11V201H10V206H9V208H7V209H5L4 211H2L1 213V217H0V227H1V229H2V231L3 232H7V237H8V239H10L11 238V236L14 234V229H15V225H16V221H17V219L22 215V214H20L19 213V209H22V213H24V209L22 208V207H19L18 205H17V203H16V201H18V200H20L21 199V196H22V192H23V187L25 186V185H28V184H31L32 183V181L33 180H36L37 182H39V175L35 172V171H33L32 173H29L28 174V176H27V178H24L23 176H21L20 175V171H21V168H20V166H19V164H18V157L24 152ZM204 151V150H203ZM219 155H220V152H219ZM220 157H221V155H220ZM3 158H5L4 160H3ZM146 158H147V160H146ZM215 159H216V157H215ZM217 160H220V159H218L217 158ZM118 165L116 166V168L114 169V171L112 172V174H111V176L109 177L110 179H108L107 180V182H106V184H107V189H106V193H108L110 190L115 194V196H116V198H118L120 195H122V194H124V193H122L121 191H118L116 188H112V185H113V181H112V178H113V176L115 177L116 175H121V177H122V179H123V183H124V181L125 180H127L128 179V174L129 173H135V171H134V169H133V165L132 166H129V165H127V163H126V160H125V156H123L122 155V153H120V156H119V158H118ZM146 161H148L147 163H145ZM23 177V178H22ZM197 177H198V175H197ZM17 181H19V183H16ZM17 184H15V183ZM6 183H5V185H6ZM122 183V184H123ZM8 185H6L7 187H8ZM141 187H147V185H140ZM4 190V189H3ZM230 189H228V191H229ZM133 191H135V190H133ZM4 192V191H3ZM2 193V192H1ZM202 194H203V192H201ZM157 194V195H156ZM2 195V194H1ZM249 195H252V194H249ZM7 196V195H6ZM210 196V195H209ZM209 196H208V199H207V201H205V195L203 194V200H201L202 202H201V204H202V206L204 207L205 206V208H204V211L205 212H208V214L209 215H211L214 219H219V218H226L227 217V215H226V213H225V208H223V207H225V205H220V204H217V203H215V206H214V201H212V198L210 199L209 198ZM224 196L226 197L227 196V192H224ZM13 197H15V200L13 199ZM113 197L112 196H108L107 197V199L108 200H111ZM161 200V199H160ZM87 201V200H86ZM162 201H165V200H162ZM206 202V203H205ZM159 203V202H158ZM157 203V204H158ZM161 203V202H160ZM159 203V204H160ZM3 205V204H2ZM1 205V206H2ZM151 205H153V202H151ZM150 208H151V206H150V204L148 205ZM158 206V205H157ZM156 207V206H155ZM194 208H195V206H194ZM208 208V209H207ZM207 210H209V211H207ZM18 211V212H17ZM157 211V213H155ZM189 212V214H187L186 213V218L182 221V223L184 222L185 223V221L187 222V223H192L193 222V215L190 213V211H188ZM20 214V215H19ZM153 214H155V215H153ZM233 214H235L234 212H233ZM149 215H152L153 216V218H156V216H158L159 215V212H158V209L156 210V209H153V212L152 213H149ZM201 216V215H200ZM222 216V217H221ZM195 221V220H194ZM225 221H227V220H225ZM229 221V220H228ZM63 222V221H62ZM179 222H181V221H179ZM227 223V222H226ZM230 223V222H229ZM190 224H189V226H186V228H187V230L189 231V229L191 228V226H190ZM179 225H181V224H179ZM228 225V224H227ZM180 227V226H179ZM198 227L199 228H204L205 227V224L204 223H200V220H199V223H198ZM181 228V227H180ZM206 228L208 229V226L206 225ZM222 228V227H221ZM198 229V228H197ZM177 230H179V229H177ZM196 231V230H195ZM210 231V230H209ZM218 231L219 230H217V231H215L214 230V234L215 235H217V233H218ZM191 232V231H190ZM193 232V231H192ZM197 232V231H196ZM178 233V232H177ZM182 233V232H181ZM184 233V232H183ZM200 233L203 235V236H205V237H209L210 239L212 238V236L209 234V233H207V232H205V231H203V230H200ZM4 234V233H3ZM2 234V235H3ZM194 234V233H193ZM209 234V235H208ZM186 235H188V234H186ZM190 235H191V233H190ZM44 234H43V236H42V238L45 240V241H50V240H47V239H45L44 238ZM228 236V235H227ZM108 239H109V245H108V248H107V253H108V256L110 257V258H112V257H115V256H117V254L120 252V250H121V247L120 246H118V250L116 249V246L118 245V243L120 242V230L118 229V228H115V227H113L112 228V231H111V233L109 234V236H108ZM185 239V238H184ZM189 239V238H188ZM192 240V239H191ZM188 241V240H187ZM4 246V243L0 240V248L2 247V248H4L3 247ZM7 246V245H6ZM1 248V249H2ZM6 248L7 247H5V249L4 250H2V252L0 251V264H2V262H4V261H9V260H11V259H13V254H12V252H10V251H7L6 250ZM14 248V247H13ZM117 258H118V256H117ZM197 258H199V255H195L194 256V258L192 259V260H189V261H191L192 262V264H193V262L197 259ZM173 259L176 261V264H181L174 256H173ZM255 259V258H254ZM205 262H208V264H209V261H203V262H201V263H203V264H205ZM200 263V264H201Z\"/></svg>",
	"mask_w": 264,
	"mask_h": 264
}]
</instances>
